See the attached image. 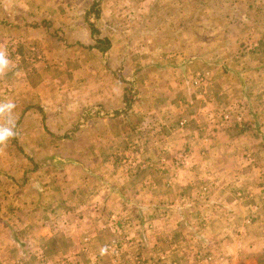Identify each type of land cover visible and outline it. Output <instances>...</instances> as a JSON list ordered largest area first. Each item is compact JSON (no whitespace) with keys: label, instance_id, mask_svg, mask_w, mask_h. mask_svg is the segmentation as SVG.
<instances>
[{"label":"rangeland","instance_id":"obj_1","mask_svg":"<svg viewBox=\"0 0 264 264\" xmlns=\"http://www.w3.org/2000/svg\"><path fill=\"white\" fill-rule=\"evenodd\" d=\"M35 22L41 25L33 27ZM99 39L107 40L103 51L94 46ZM0 51L11 66L0 75V103L15 104L11 116L24 115L30 106L24 101L20 106L21 82L54 84L53 101L70 112L72 121L65 136L52 134L51 142L73 150L67 158L81 162L89 155L74 149L96 148L98 155L92 152L93 157L116 165L119 177L134 181L144 194L152 189L139 181L157 179L153 188L158 193L178 195V181L185 178L197 179L202 183L198 190L210 195L208 176L215 172L197 177L203 171L198 169L202 159L185 147V139L178 143L180 134L191 131L195 140L206 144L219 131L242 132L249 129L248 117L257 119L259 104H264V0H0ZM16 124L9 115H0V130L11 128L20 137ZM41 125L34 124V130ZM105 129L113 132L109 139H100L99 133L91 137L93 130ZM29 138L13 136L0 144L2 194L9 178L18 182L23 162L37 160L18 151L19 139ZM204 203L205 211L212 207ZM14 206L0 203V230L7 228L10 211L16 222L19 208ZM179 206L180 202H167V215ZM258 207L264 208V199L254 210ZM196 221L205 227L212 220ZM172 222L187 225L168 217L167 227ZM15 224L12 247L8 249V234L0 235V264H80L72 250L52 258L43 250L27 253L21 244L23 252L16 253ZM82 239L85 244V235ZM113 243L116 254L121 246L112 239L109 249ZM197 254L200 264L222 259L207 251ZM232 258L230 264H238V256Z\"/></svg>","mask_w":264,"mask_h":264},{"label":"crops","instance_id":"obj_2","mask_svg":"<svg viewBox=\"0 0 264 264\" xmlns=\"http://www.w3.org/2000/svg\"><path fill=\"white\" fill-rule=\"evenodd\" d=\"M20 9H23L22 4ZM34 24L33 27H39L41 22ZM20 75L25 79L23 73ZM22 85L23 82L18 85L20 106L22 101L30 106L25 108L24 115H10L11 123H17V133H20V137L14 134L17 138H29L24 134L35 133L26 141L19 139L17 145L19 152L35 155L37 160L23 162L25 166L19 171L18 182L9 178V192L6 186L3 194L0 192L1 206L7 203L19 208L17 224L10 211L7 228L0 230V235L8 234V249L14 245L11 234L16 231L12 227L15 224L19 233L16 253L23 252L21 244L27 253L43 250L52 258L72 250L80 264H200L197 253L203 251L222 257L215 264H230L235 255L238 264H264V208L254 210L255 204L264 199L262 102L259 104L261 114L255 120L249 116V129L242 132L219 131L206 144L195 140L191 131L180 134L178 143L182 145L185 139V147H190L202 159L198 169L203 171H199L197 177H203L204 171L215 172L208 176L212 178L209 181L210 195L198 190L202 183L197 179L185 178L178 181V195L158 193L153 188L160 182L157 179H148L149 183L139 181L152 189L144 194L135 188L134 181L119 177L115 172L116 165L101 164V157H93V153L98 155L96 148L94 152L89 146L74 149L78 154L89 155L82 162L67 158L73 155V150L51 142L52 134L64 137V131L72 121L70 112L60 110L53 101L55 85L29 80ZM89 97V103H92ZM37 109L41 110V115L37 114ZM40 122L41 127L34 130L33 125ZM250 126H258L259 130ZM94 132L96 130L91 132L92 138H97L98 133L100 139H109L113 135L106 129ZM206 157L208 161L212 160L208 164ZM167 202H180V206L169 210L174 212L167 215ZM204 202L212 206L207 211L202 207ZM168 217L180 222L185 220L187 225L177 226L172 222L167 227ZM249 217L252 221L247 223ZM202 218L212 221H207L205 227H198L196 220ZM216 219H221L218 225L213 224ZM83 235L87 239L85 244ZM78 236L80 243L75 241ZM112 239L121 246L115 250L116 254L113 252L114 243L109 249ZM61 244L64 246H59Z\"/></svg>","mask_w":264,"mask_h":264},{"label":"clouds","instance_id":"obj_3","mask_svg":"<svg viewBox=\"0 0 264 264\" xmlns=\"http://www.w3.org/2000/svg\"><path fill=\"white\" fill-rule=\"evenodd\" d=\"M11 70L10 61L7 54L4 51H0V75ZM15 108L14 103H0V115H9L12 113ZM14 132L11 128H5L0 130V144L8 142L13 136Z\"/></svg>","mask_w":264,"mask_h":264},{"label":"trees","instance_id":"obj_4","mask_svg":"<svg viewBox=\"0 0 264 264\" xmlns=\"http://www.w3.org/2000/svg\"><path fill=\"white\" fill-rule=\"evenodd\" d=\"M107 41V40H106ZM104 39H99L95 43V47L98 48L99 50L103 51L105 48H107V42ZM106 42L105 46L104 43Z\"/></svg>","mask_w":264,"mask_h":264}]
</instances>
